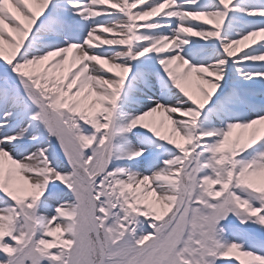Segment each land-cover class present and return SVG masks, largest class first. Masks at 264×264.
<instances>
[{"label": "snow or ice", "instance_id": "6c2138e0", "mask_svg": "<svg viewBox=\"0 0 264 264\" xmlns=\"http://www.w3.org/2000/svg\"><path fill=\"white\" fill-rule=\"evenodd\" d=\"M0 264H264V0H0Z\"/></svg>", "mask_w": 264, "mask_h": 264}, {"label": "bare ground", "instance_id": "6f19581e", "mask_svg": "<svg viewBox=\"0 0 264 264\" xmlns=\"http://www.w3.org/2000/svg\"><path fill=\"white\" fill-rule=\"evenodd\" d=\"M116 35V34H105L104 35V38H113V36ZM116 38H118V35H116ZM253 46H256V45H253ZM102 47H108L107 45L106 46H102ZM247 50V49H246ZM257 63H260V62H257Z\"/></svg>", "mask_w": 264, "mask_h": 264}, {"label": "rangeland", "instance_id": "374dc122", "mask_svg": "<svg viewBox=\"0 0 264 264\" xmlns=\"http://www.w3.org/2000/svg\"><path fill=\"white\" fill-rule=\"evenodd\" d=\"M102 46H106V45H102ZM257 63V62H255ZM57 152L59 153V155L62 157L63 156V153L60 151L59 149V145L57 144ZM61 187H63V185H61Z\"/></svg>", "mask_w": 264, "mask_h": 264}]
</instances>
